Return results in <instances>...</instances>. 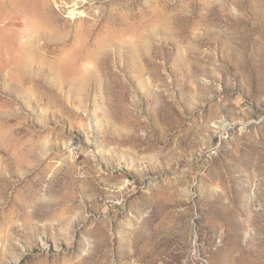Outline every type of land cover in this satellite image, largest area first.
<instances>
[{"label": "rangeland", "instance_id": "1", "mask_svg": "<svg viewBox=\"0 0 264 264\" xmlns=\"http://www.w3.org/2000/svg\"><path fill=\"white\" fill-rule=\"evenodd\" d=\"M202 258L264 264V0H0V264Z\"/></svg>", "mask_w": 264, "mask_h": 264}, {"label": "built area", "instance_id": "2", "mask_svg": "<svg viewBox=\"0 0 264 264\" xmlns=\"http://www.w3.org/2000/svg\"><path fill=\"white\" fill-rule=\"evenodd\" d=\"M247 234L248 235H250V234L254 235V231L251 229L250 231L247 232ZM201 261H202V264H208V261L205 258H202Z\"/></svg>", "mask_w": 264, "mask_h": 264}]
</instances>
